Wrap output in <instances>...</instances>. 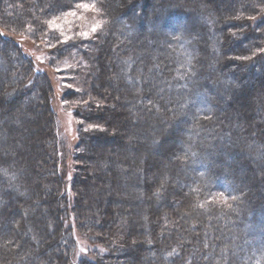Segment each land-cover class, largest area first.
<instances>
[{
  "label": "trees",
  "instance_id": "trees-1",
  "mask_svg": "<svg viewBox=\"0 0 264 264\" xmlns=\"http://www.w3.org/2000/svg\"><path fill=\"white\" fill-rule=\"evenodd\" d=\"M19 35L82 68L73 151ZM0 264H264V0H0Z\"/></svg>",
  "mask_w": 264,
  "mask_h": 264
},
{
  "label": "rangeland",
  "instance_id": "rangeland-1",
  "mask_svg": "<svg viewBox=\"0 0 264 264\" xmlns=\"http://www.w3.org/2000/svg\"><path fill=\"white\" fill-rule=\"evenodd\" d=\"M83 4H88L90 7H81ZM95 7L90 3L78 4L73 10L61 15L60 17H52L49 20V27L54 30L63 41L75 37H88L92 34L93 28L96 29L101 26V22L96 19ZM87 33V35H84ZM17 41L23 46L25 53L34 59L37 70L47 73L49 76L56 96L53 103L57 113V131L61 136V140L66 148L73 151L77 143V128L78 121L73 114V109L70 102L63 99V93L68 89H77L76 83H79V77H82V68L71 61L58 62L55 65L52 63L54 56L50 54V48L47 47L46 42H34L25 35L15 37ZM54 46H52L53 48ZM25 111L17 113L12 119L14 123L19 124L20 121L26 117ZM68 164L72 162V155H69ZM70 162V163H69ZM75 236L78 241V256L89 255L96 247L91 245L90 240L77 232Z\"/></svg>",
  "mask_w": 264,
  "mask_h": 264
},
{
  "label": "snow or ice",
  "instance_id": "snow-or-ice-1",
  "mask_svg": "<svg viewBox=\"0 0 264 264\" xmlns=\"http://www.w3.org/2000/svg\"><path fill=\"white\" fill-rule=\"evenodd\" d=\"M81 7L88 8V7H90V5H88V4H83V5H81ZM93 31H94V32L96 31V28H95V27L93 28ZM84 35H87V33H84Z\"/></svg>",
  "mask_w": 264,
  "mask_h": 264
}]
</instances>
